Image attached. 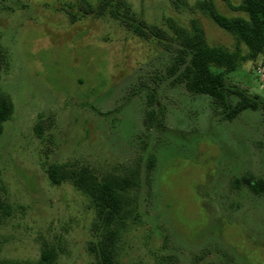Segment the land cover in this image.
Instances as JSON below:
<instances>
[{
    "label": "rangeland",
    "instance_id": "1",
    "mask_svg": "<svg viewBox=\"0 0 264 264\" xmlns=\"http://www.w3.org/2000/svg\"><path fill=\"white\" fill-rule=\"evenodd\" d=\"M198 0H124L161 41L141 38L109 15L88 14L98 0H0V91L14 112L0 139V184L11 206L0 228L2 257L36 261L44 244L57 264H92L87 244L94 213L71 185L53 186L52 164L103 174L156 167L138 196L140 223L123 239L121 264H264V198L233 187L236 177H264V118L245 112L227 122L210 99L173 85L172 27L196 19L209 46L235 40L195 11ZM229 17L241 16L214 0ZM244 54L247 53L243 48ZM228 83L264 97V57ZM158 97L166 131L146 125L148 97ZM101 114H109L104 117Z\"/></svg>",
    "mask_w": 264,
    "mask_h": 264
},
{
    "label": "trees",
    "instance_id": "2",
    "mask_svg": "<svg viewBox=\"0 0 264 264\" xmlns=\"http://www.w3.org/2000/svg\"><path fill=\"white\" fill-rule=\"evenodd\" d=\"M98 1L94 8L88 5L86 13H97L98 16L107 14L121 20L131 33L141 38L147 39L152 35L161 41L168 39L167 34L159 29L146 30L144 20L133 15L124 0ZM235 1L238 2L237 6H229L247 18L222 14L214 0H198L194 6L195 11L232 36L235 50L209 46L203 27L194 19L188 29L172 27L174 53L167 70L168 76L173 78V85H184L193 96L208 97L217 116L227 122L237 120L245 112H261L264 118V97L230 85L227 80L243 64L264 57V0ZM173 3L179 8L185 6L186 0H173ZM243 48H246V54ZM4 58L5 52L0 45V66ZM148 102L150 109L147 111L146 125L159 133L166 131L159 115V100L154 92H151ZM13 112L11 99L0 91V139L4 134V125L11 120ZM139 159V168L128 170L122 175L98 173L75 164H52L47 169L48 180L53 186L69 184L89 202V208L94 213L92 239L87 244L92 264H121L123 239L128 230L141 221L138 196L143 180L149 182L157 162L154 156L147 157L143 171L140 163L144 159ZM232 184L238 190L246 188L253 196L264 198V177L245 175L234 178ZM2 192L6 190L0 184V228L11 212V206ZM2 249L0 235V264H57L60 257L59 249L49 244L41 247L36 261L5 259Z\"/></svg>",
    "mask_w": 264,
    "mask_h": 264
}]
</instances>
